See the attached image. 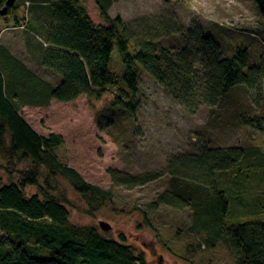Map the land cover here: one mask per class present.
Returning <instances> with one entry per match:
<instances>
[{"label":"trees","instance_id":"obj_1","mask_svg":"<svg viewBox=\"0 0 264 264\" xmlns=\"http://www.w3.org/2000/svg\"><path fill=\"white\" fill-rule=\"evenodd\" d=\"M92 1L103 26L92 23L80 0H25L30 6L41 3L45 7L49 14L47 24L25 19L15 5L16 0H0V5H5L0 10V19L23 30L33 54L39 52L40 68L54 75L58 82L52 86L12 61L10 55H0V159L3 162L0 169L7 179L4 183L0 178V215L11 214L16 218L10 226L1 224L0 231L5 234L0 237V264H147L143 254L132 246L107 239L96 228L70 223L66 198L52 196L45 189L49 188L50 179L59 177L68 182L91 212L109 203L110 195L85 183L75 171L59 162L55 151L64 145L62 137L38 136L19 115L24 105L41 107L50 101L67 104L81 96L92 104L108 93L112 108L133 114L142 71L180 106L213 107L235 87L258 89L263 78L261 67H249V56L244 49L236 48L232 57L224 59L220 46L199 30L193 31V36L188 35L195 40L192 49L185 47L171 54L142 36L133 25L124 24L119 17L110 18L107 11L111 0ZM251 1L264 20V0ZM114 51L123 69L120 76L111 70ZM239 121L243 127L264 132V116L240 114ZM254 152L258 157L252 166L264 159L259 149L255 148ZM249 153L243 147L204 146L194 154L171 157L163 171L170 190L157 196L151 209L190 208L193 221L189 231L204 233L207 247L222 242L234 256L235 264H264V223L225 226L228 204L215 183L216 174L232 172L229 179H236L238 168H252L244 163ZM24 162H29L30 167L19 169ZM108 173L114 186L127 189L142 187L162 177L161 173L139 177L116 171ZM28 188L35 193L28 194ZM4 221L0 216V222ZM39 234L36 244L47 251V256L41 258L34 257L35 249L26 246L28 240L38 239ZM4 242L9 248V255L5 256ZM24 247L35 254L24 253Z\"/></svg>","mask_w":264,"mask_h":264},{"label":"rangeland","instance_id":"obj_2","mask_svg":"<svg viewBox=\"0 0 264 264\" xmlns=\"http://www.w3.org/2000/svg\"><path fill=\"white\" fill-rule=\"evenodd\" d=\"M80 1L92 23L103 26L94 2ZM15 5L28 21L49 22V14L41 3L30 6L25 0H16ZM4 6L1 4L0 10ZM107 14L133 25L142 36L171 54L185 47L192 49L195 40L189 36L201 30L220 46L224 59L232 57L236 48L246 50L249 67H261L263 78L258 89L235 87L213 107L197 105L188 109L180 106L142 71L133 114L112 108L108 93L92 104L81 96L67 104L50 101L41 107L24 105L19 115L38 136L56 134L62 137L64 145L55 151L59 162L75 171L85 183L108 193L111 200L98 211L91 212L85 200L59 177L48 181L46 191L52 196L66 198L71 224L99 230V222L107 223L111 230L101 232L103 236L132 246L143 254L147 264H235L234 256L222 242L207 247L204 233L189 231L193 221L190 208L174 210L158 206L151 209V205L157 196L170 190V182L163 171L173 156L194 154L204 146L243 147L250 151L244 161L246 166L256 163L255 148L264 156V132L243 127L239 121L240 114L264 116V20L251 0H168L167 3L162 0H111ZM29 46L22 29H15L0 19V55H10L12 61L20 63L36 78L55 86L57 78L40 68L39 52L33 54ZM111 63L112 72L120 76L123 69L116 51ZM193 69L197 70V66ZM29 167L30 163L24 162L19 169ZM109 171L132 177L161 173L162 177L142 187L127 189L114 186ZM231 174L215 175L216 188L223 192L228 204L224 225L264 223V159L252 168H238L234 174L236 179H229ZM0 178L7 183L1 169ZM27 192L34 194L35 190L28 188ZM0 216L5 219L0 222V228L2 223L10 226L16 219L11 214ZM4 234L0 231V237ZM37 237L28 240L26 246L35 249L37 255L34 257H46L47 251L36 244L41 234ZM4 243L3 256L9 255L7 243ZM27 248L21 250L35 254L27 252Z\"/></svg>","mask_w":264,"mask_h":264},{"label":"water","instance_id":"obj_3","mask_svg":"<svg viewBox=\"0 0 264 264\" xmlns=\"http://www.w3.org/2000/svg\"><path fill=\"white\" fill-rule=\"evenodd\" d=\"M98 227H99V230L103 233L109 232L111 230V227L107 223H104V222H99Z\"/></svg>","mask_w":264,"mask_h":264}]
</instances>
